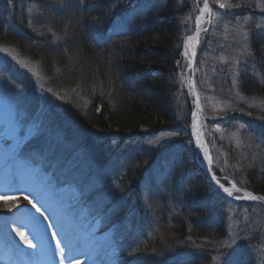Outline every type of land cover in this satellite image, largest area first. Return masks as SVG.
<instances>
[{
  "label": "trees",
  "instance_id": "trees-1",
  "mask_svg": "<svg viewBox=\"0 0 264 264\" xmlns=\"http://www.w3.org/2000/svg\"><path fill=\"white\" fill-rule=\"evenodd\" d=\"M32 3L37 7L28 13ZM195 5L194 0H0V46L35 63L58 100L64 98L46 115L62 134L113 143L144 136L143 127L147 134L178 133L191 126L193 111L181 70L184 18ZM250 48L252 70L240 76V91L264 98V41L258 34ZM166 147L134 152L119 177L126 197L116 193L111 205L119 206V220L130 225L139 264H212L211 247L228 236V221L213 206L222 197L185 149L160 161L163 173L155 177L151 169ZM248 182L249 189L264 194V175L251 170ZM120 200L135 202L132 210ZM149 224L155 228L146 237Z\"/></svg>",
  "mask_w": 264,
  "mask_h": 264
},
{
  "label": "rangeland",
  "instance_id": "rangeland-1",
  "mask_svg": "<svg viewBox=\"0 0 264 264\" xmlns=\"http://www.w3.org/2000/svg\"><path fill=\"white\" fill-rule=\"evenodd\" d=\"M194 1V11L184 18L188 33L185 40L195 31L196 20L205 0ZM219 3H224L226 7L220 8ZM219 3L217 0H211L212 13L207 19L198 51L201 43H205V37L209 38L206 45L204 44L206 48L202 57L196 59L194 71L207 116L204 139L211 154L212 168L221 173V176H218L221 184L229 187L234 182L243 189H249V171L264 175V98H249L243 94L240 91L239 78L243 73L252 70L250 42L253 34H258L264 41V0H219ZM36 7L33 3L29 5L28 13L35 11ZM185 40L181 73L184 78L183 88L192 100L194 108L190 69L192 60L186 55ZM9 66L11 67L8 68ZM23 69L28 75L32 73L30 78L38 89L36 97L39 102L35 115L31 114L36 101L34 92L17 88L9 77H18ZM0 70L8 81L5 82V88L0 84V99L4 102L5 111L10 109L16 118L11 129L21 130L20 142L13 152L14 156L26 157V146L31 142L43 153L38 152L37 157L44 158L46 154V159L58 174L57 178L67 181L66 185H60L52 172H43L42 165L33 166L29 160L22 157L24 160H18L21 162H18L20 167L30 173L34 170L38 173H28L27 176L24 174L20 177V187L23 191L18 194L12 193L10 187L0 180V212L20 211L14 217L18 220L17 227L32 225L33 222L24 215L29 207L31 208V196L27 191L35 184L31 185L28 179L31 178L32 181L37 175L42 183L54 186L53 190L67 193L69 201L63 203L64 206L72 212L80 211L77 218H84L83 224L88 227L89 232L96 231L95 238L99 242H105V251H110L107 258L119 263V248L126 245L124 239L127 235L121 233L126 229L120 227L121 232H118L116 237V225H123L127 229L130 225L118 221L110 224L113 217L111 213L119 208L117 205L110 207V201L115 199L113 195L116 193L122 195L118 187L127 169V162L134 152L142 147L163 145L167 146L164 155L160 157L163 162L167 156L176 157L185 149L187 153H194L204 165L194 140L192 118L191 126L185 127L181 132L146 133L123 143H102L86 135H66L51 126L49 119L51 111L58 109L64 98L63 101L58 100L57 93L55 94L35 63L23 58L18 51L10 47L0 46ZM257 74L260 77L263 75ZM9 91L15 97H10L7 94ZM141 131L147 129L143 127ZM152 141L156 143L153 144ZM171 142L172 145H168ZM144 183L146 185V178ZM157 185L162 186L159 183ZM231 193H221L223 198L213 199L217 214L223 215L228 221V236L218 246L211 247L214 255L212 264H244L247 260H252L254 264H264V206L250 201L237 191ZM123 196L120 197L121 200L126 197ZM25 197L29 199L26 200ZM121 200V205L132 210L135 202L128 205L126 200ZM142 203L147 208L146 203ZM38 217H41L40 213ZM139 220H142L141 217ZM106 225H113L114 230L102 231Z\"/></svg>",
  "mask_w": 264,
  "mask_h": 264
},
{
  "label": "bare ground",
  "instance_id": "bare-ground-1",
  "mask_svg": "<svg viewBox=\"0 0 264 264\" xmlns=\"http://www.w3.org/2000/svg\"><path fill=\"white\" fill-rule=\"evenodd\" d=\"M208 9H211L209 11L205 8V1L202 5L200 12L198 14L197 20H196V28L195 31L190 34L186 40H185V52L186 55L189 57L190 60H193L194 55L198 49L200 39L203 33V30L205 28V25L207 23L208 17L212 13V6H211V0H207ZM199 24V27H198ZM192 37L191 40L188 38ZM198 41V43H197ZM0 133H3L6 135V139L2 138L0 139V155H4V162H8L10 159V152L11 149L3 147V144H9L10 141L12 143L14 140L16 141L18 139V135H21V130L19 131H9L10 125L15 122V116L12 113V111H5L4 108V102L0 99ZM4 111V112H3ZM207 120V116L204 112V106L202 101L198 98H196V107L193 114V136L196 143V147L199 151V153L202 156L204 165H209L208 157H211V154L208 150V147L206 144H204V125ZM12 146V145H11ZM17 146L13 145V149H16ZM212 161V160H211ZM1 161V163H4ZM220 182V181H219ZM221 183V182H220ZM218 184L215 181V184L219 186L220 188H223L221 184ZM230 191L234 192L237 191L233 188H228ZM39 190L41 191V194H46L50 191V187L46 186H40ZM224 191V189H223ZM225 194L229 195L228 192L224 191ZM239 193H243L247 198L249 197V194L252 196H255L252 193H247L245 191H237ZM55 199L57 201L58 198H60L62 201H65L68 198V195L65 194H58L54 193ZM256 197V196H255ZM264 197V196H259ZM252 202H258L264 206V200L260 199H250ZM60 205V204H59ZM5 211L0 212V264H8V260L6 259V256L9 254H14L13 251L17 248H23L25 247L27 250L30 251V254L35 258L36 260H41L42 258V248H38V242H44L47 244H50V236L45 231V228L47 227V223L45 221L41 222V229L42 234L39 235L40 238L35 239L36 241H33L32 243L36 245V247H29L28 244L25 243L24 239L20 236V230L15 226L14 224L7 225L3 223L4 218L6 217ZM62 216L58 219L57 222L62 223L63 225H66L67 232L65 231V236L68 239V241L65 244L66 249L68 250V253L73 256L75 259L76 264H98L99 262L103 261V264H116L112 260L107 258V255L110 251H105V242L101 241L99 242L95 237H89L88 235H85L88 233L89 229L87 226L83 224L84 218L80 220L78 215L80 214L79 210H75V212H72L69 210V212L66 213V210H63L61 212ZM64 215L69 216L71 218V221L69 224H65L64 222ZM25 236V234H24ZM87 237L85 241H83V237ZM26 237V236H25ZM27 238V237H26ZM88 240V241H87ZM91 245V247H87V243ZM70 243H77L75 245V248L70 247ZM13 246V248H12Z\"/></svg>",
  "mask_w": 264,
  "mask_h": 264
},
{
  "label": "snow or ice",
  "instance_id": "snow-or-ice-1",
  "mask_svg": "<svg viewBox=\"0 0 264 264\" xmlns=\"http://www.w3.org/2000/svg\"><path fill=\"white\" fill-rule=\"evenodd\" d=\"M217 2L219 3V0H217ZM219 7L220 8H225L226 5L224 3H219ZM205 8L208 9L207 0H205ZM208 10L211 11V9H208ZM198 27H199V24H198ZM188 39L191 40L192 37H189ZM197 43H198V41H197ZM262 119H264V118H262ZM152 143L155 144L156 141H152ZM208 162H209V165H210L211 164V157H208ZM217 183L218 184L220 183L219 180H217ZM224 191L228 192L229 195L232 194L230 189H228V188H225ZM248 198L264 200V197H255V196H252L251 194H249ZM25 199L28 200L29 198L25 197ZM29 203L32 205L33 208L36 209L37 212H41V209L33 201L29 200ZM53 235H55V233H53ZM20 236H21L22 239H24L25 243L28 244L29 247H36V245H34L31 242V240L27 239L22 232L20 233ZM56 244H57V247L59 248V253H60L61 259H64V248L60 246V241L59 240L56 241Z\"/></svg>",
  "mask_w": 264,
  "mask_h": 264
},
{
  "label": "water",
  "instance_id": "water-1",
  "mask_svg": "<svg viewBox=\"0 0 264 264\" xmlns=\"http://www.w3.org/2000/svg\"><path fill=\"white\" fill-rule=\"evenodd\" d=\"M194 65H195V57H194L192 63L190 64V69L192 70V72H193ZM191 85H192V89H193V93H194V95H197L198 91H197V86H196V82H195V79H194V75H193V74H192ZM203 140H204V138H203ZM204 142H205V140H204ZM204 144H205V143H204ZM208 174H209V177H210V179H211V181H212L213 171H212V169H211V164H210V166H208ZM214 186H215V185H214ZM215 187H216V186H215ZM216 188H217V187H216ZM252 194H253V193H252ZM254 195H255L256 197H259V196L256 195V194H254Z\"/></svg>",
  "mask_w": 264,
  "mask_h": 264
}]
</instances>
